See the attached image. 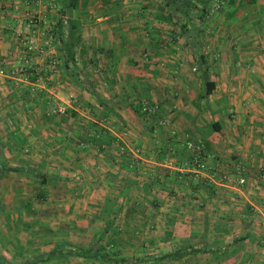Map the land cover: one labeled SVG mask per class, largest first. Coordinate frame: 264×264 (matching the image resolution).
<instances>
[{"label":"crops","instance_id":"crops-1","mask_svg":"<svg viewBox=\"0 0 264 264\" xmlns=\"http://www.w3.org/2000/svg\"><path fill=\"white\" fill-rule=\"evenodd\" d=\"M53 1L0 0V264H264V0ZM32 10L57 63L29 75Z\"/></svg>","mask_w":264,"mask_h":264},{"label":"built area","instance_id":"built-area-1","mask_svg":"<svg viewBox=\"0 0 264 264\" xmlns=\"http://www.w3.org/2000/svg\"><path fill=\"white\" fill-rule=\"evenodd\" d=\"M28 4L42 5L44 8H53V0H25ZM220 2L214 3V9L220 7ZM46 15H43L40 11H29L26 14L24 22V31L18 36V42L22 46L23 55L21 57L22 67L25 73L32 75L37 73L36 69L31 65L29 54L36 53L43 57L49 68H55L54 65L57 63L56 59L50 55L51 50L54 48V33L51 28H48L44 24ZM146 56V54H145ZM194 69V68H193ZM53 70V69H52ZM5 71L3 67H0V75H4ZM74 101V95L69 94L67 102H53L50 105V112L53 114L66 115L70 103ZM153 107L150 105L147 99H143L140 102V111L144 113L151 112ZM161 124L167 123V119H161ZM184 150L188 153L189 160L183 163V166L187 169H192L197 173H205L207 177L212 181L222 182L226 177L222 175L217 177V171L210 168L205 160L203 154V144L198 139L187 138L184 142ZM120 153L126 154L127 152L132 153L135 157H138L140 150L127 146L122 143L119 145ZM135 162L136 159H134ZM134 162V163H135ZM244 166L241 163H236L233 166L234 173L237 174V183L244 185L246 183V176L244 175Z\"/></svg>","mask_w":264,"mask_h":264},{"label":"rangeland","instance_id":"rangeland-1","mask_svg":"<svg viewBox=\"0 0 264 264\" xmlns=\"http://www.w3.org/2000/svg\"><path fill=\"white\" fill-rule=\"evenodd\" d=\"M196 1H198V0H194L193 3L190 2L192 7H195L196 6V4H195ZM185 4H186V0H177V2L174 3V5L176 6L175 8L179 12H182V9L185 6ZM212 5H213V3H212ZM212 5H211V8H212ZM165 6H167L168 8L170 7V5H165Z\"/></svg>","mask_w":264,"mask_h":264},{"label":"trees","instance_id":"trees-1","mask_svg":"<svg viewBox=\"0 0 264 264\" xmlns=\"http://www.w3.org/2000/svg\"><path fill=\"white\" fill-rule=\"evenodd\" d=\"M67 1H68V5L74 6L77 0H67ZM74 38H77V37H74ZM206 84L207 85H206L205 92H209V90L211 89V86L209 85L210 83L209 84L206 83Z\"/></svg>","mask_w":264,"mask_h":264}]
</instances>
